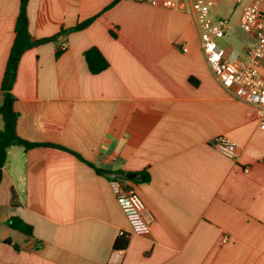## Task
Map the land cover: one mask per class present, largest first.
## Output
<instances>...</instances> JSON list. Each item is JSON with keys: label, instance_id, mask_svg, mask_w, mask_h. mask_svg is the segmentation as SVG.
I'll use <instances>...</instances> for the list:
<instances>
[{"label": "crops", "instance_id": "0c3cea01", "mask_svg": "<svg viewBox=\"0 0 264 264\" xmlns=\"http://www.w3.org/2000/svg\"><path fill=\"white\" fill-rule=\"evenodd\" d=\"M113 1L29 0L35 39L97 18L23 55L13 87L17 133L70 149L94 167L56 147L9 150L0 186V264H264L257 109L215 79L190 9L122 0L105 11ZM20 6L0 0V106ZM212 14L225 19L226 12L217 4ZM248 35L232 58L246 57L255 43ZM92 47L109 62L97 75L84 57ZM259 68L264 75V60ZM218 137L237 144L235 159L216 149ZM104 172L149 175L125 182L152 212V224L125 214ZM13 216L33 226L34 238L8 226ZM124 238L128 245L115 248Z\"/></svg>", "mask_w": 264, "mask_h": 264}, {"label": "built area", "instance_id": "2783aa9c", "mask_svg": "<svg viewBox=\"0 0 264 264\" xmlns=\"http://www.w3.org/2000/svg\"><path fill=\"white\" fill-rule=\"evenodd\" d=\"M145 1L154 7H179L191 10L199 30L202 52L213 76L231 97L257 109L259 127L264 131V75L259 68L260 62L264 60V9H262L264 0H253L252 4L245 7L240 25L254 37L255 43L246 57H238L232 61L227 58L226 49L218 42L225 37L229 22L212 14L215 6L223 0H181L179 4L174 0ZM183 50L187 51L186 48ZM214 144L225 157L230 159L237 157V144L230 139L218 137ZM110 184L128 217L138 219L147 225L154 222L152 212L138 193L128 187L125 180L110 179ZM120 235L129 237L125 231H121Z\"/></svg>", "mask_w": 264, "mask_h": 264}, {"label": "trees", "instance_id": "16d2710c", "mask_svg": "<svg viewBox=\"0 0 264 264\" xmlns=\"http://www.w3.org/2000/svg\"><path fill=\"white\" fill-rule=\"evenodd\" d=\"M122 0H114L106 9H110L111 7L115 6ZM29 0H21L20 12L17 17L16 26H15V41L12 46L6 71L2 81V92L4 94V101L3 104L0 106V115L3 117L4 120V128L0 130V186L3 181V169L7 162L8 152L12 147H22L25 150H29L38 146H50L56 147L62 150H65L73 155H75L80 160L86 162L89 166L94 167L93 164L87 162L83 157L74 151L67 149L62 146L54 145V144H40V143H33L27 140L22 139L17 133V123L19 119V112L15 109V102L16 97L13 93V87L17 80L18 71H19V64L23 55L40 45L47 44L50 42H55L59 36L61 35H68L72 32H77L86 29L91 25V23L97 18L93 17L86 21L78 23L76 26L68 29H62L58 35L49 38L43 39H35L29 32V17L27 13ZM65 48V47H64ZM60 55V52H57V56ZM84 57L86 59L88 68L90 72L94 75L100 74L101 72L105 71L109 68V62L103 55V53L96 47H92L85 51ZM99 174H103V171L97 170ZM136 179H123L126 181H134L135 183L140 181H149V175L145 172H141ZM110 180V179H109ZM13 205L17 206V197L13 198ZM8 226L12 229L21 232L22 234L26 235L29 238H34V228L32 225L26 223L20 217L13 216L11 217L8 222ZM3 243L12 244L10 239L4 240ZM128 245V239H120L118 240L114 247L115 248H125ZM16 249H19L18 246H14Z\"/></svg>", "mask_w": 264, "mask_h": 264}, {"label": "rangeland", "instance_id": "374dc122", "mask_svg": "<svg viewBox=\"0 0 264 264\" xmlns=\"http://www.w3.org/2000/svg\"><path fill=\"white\" fill-rule=\"evenodd\" d=\"M251 0H244L238 3L233 0H223L218 4V8L226 12L223 17L229 22L230 28L226 32L224 38L218 40L219 44L227 51V58L232 61L236 54L234 48L238 43L246 44L249 42L248 33L244 31L240 25V18L244 11V7ZM217 18V15L213 14ZM219 17V16H218ZM232 52V53H231Z\"/></svg>", "mask_w": 264, "mask_h": 264}, {"label": "water", "instance_id": "95a60500", "mask_svg": "<svg viewBox=\"0 0 264 264\" xmlns=\"http://www.w3.org/2000/svg\"><path fill=\"white\" fill-rule=\"evenodd\" d=\"M104 175L108 178V179H134L136 176L134 174H130V173H122V172H104Z\"/></svg>", "mask_w": 264, "mask_h": 264}]
</instances>
